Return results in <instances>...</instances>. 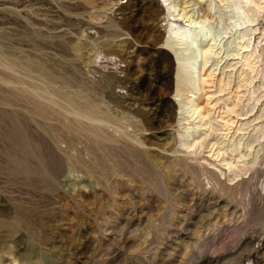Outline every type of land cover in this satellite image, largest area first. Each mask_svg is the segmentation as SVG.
Masks as SVG:
<instances>
[{
	"label": "rangeland",
	"instance_id": "obj_1",
	"mask_svg": "<svg viewBox=\"0 0 264 264\" xmlns=\"http://www.w3.org/2000/svg\"><path fill=\"white\" fill-rule=\"evenodd\" d=\"M177 1L197 14H211L213 2L215 24L219 13L226 21L231 15L219 0ZM34 2L0 0L1 47L60 60L88 91L97 87L93 95L102 110L122 127L109 128L121 142L114 146L131 162L122 172L92 175L59 143L67 169L52 187L38 156L27 158L8 145L10 107L0 91V264H264V5L247 28L260 52L255 94L236 117L239 134L256 139L258 159L248 157L247 174L234 181L209 147L180 146L190 125L181 120L176 96L177 48L165 43L170 25L183 20L169 15V0H43V8ZM36 42L49 48L36 49ZM57 44L67 48L66 55L57 54ZM96 54L101 57L95 62ZM236 62L230 57L221 65L228 72ZM106 76L113 82L108 88L100 84ZM209 86L206 98L215 90ZM140 151L150 168L134 154ZM22 208L44 218L42 223L14 231Z\"/></svg>",
	"mask_w": 264,
	"mask_h": 264
},
{
	"label": "bare ground",
	"instance_id": "obj_2",
	"mask_svg": "<svg viewBox=\"0 0 264 264\" xmlns=\"http://www.w3.org/2000/svg\"><path fill=\"white\" fill-rule=\"evenodd\" d=\"M35 2L34 4L41 5L42 8L46 4L43 0H35ZM186 3L169 0L167 8L169 15L181 18L183 24L170 25L165 43L171 50L177 48L176 96L180 98L183 112L181 120H186L188 122L186 125H190L181 134L180 146L194 150L209 147V152L220 158L223 166L227 167L226 171L230 173L229 180L235 181L237 177L247 174L248 157H253L251 161L253 163H257L258 159L254 146L256 139H247V134L243 132L239 134L243 128L237 116H240L241 110L246 108L245 102L255 94L251 86L257 75L260 52L251 43L247 28L249 24L255 22L257 13L263 9L264 0H219V4L221 3L224 9L231 13L228 21L219 13V24H215L217 13H214L213 2L208 5L211 14L188 11L187 7L182 5ZM36 43V49L39 50L47 46L41 42ZM1 45L0 42V82L5 88H1L0 91H3L5 101L10 107L5 117L8 129L6 141L10 147H18L21 154L27 158L39 157L41 160L39 170L47 171L49 176L47 182L52 187L56 186L67 169L68 160L56 148L59 143H66L65 148L76 153L72 155L73 157L69 156V159L89 174L102 175L107 169L122 172L126 164L130 167L131 161L124 158V154L119 151L120 147L114 146L115 143H121L119 138L109 132L111 127L115 132H119L122 127L111 116L112 114L109 115L107 111L102 110L100 100L93 95L98 92L97 87L92 86L88 91L85 81L79 80L77 74L67 65V67L63 66L60 60L44 58L45 55L26 51L18 53L12 48L7 50ZM54 49L57 54H67V48L62 44H57ZM100 57L96 54L94 61L96 62ZM230 57H237V62L234 65L228 64V67L234 69L227 72L224 70L225 66L221 64ZM102 81L105 84L103 85V82L100 84L106 88L113 85L110 76L104 77ZM117 84L122 86L126 82L118 79ZM209 85H213L215 90L206 98L205 89L210 87ZM190 93L192 95H189ZM203 98H206L205 104L201 103ZM134 154L146 165V168H150L143 152ZM110 162L112 165L107 166ZM42 220L34 211L22 208L19 217L12 223V228L14 231L21 227L36 228Z\"/></svg>",
	"mask_w": 264,
	"mask_h": 264
}]
</instances>
